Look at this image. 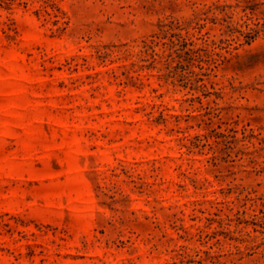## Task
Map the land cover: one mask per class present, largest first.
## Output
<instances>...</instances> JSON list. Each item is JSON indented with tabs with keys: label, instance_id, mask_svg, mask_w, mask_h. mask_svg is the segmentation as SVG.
<instances>
[{
	"label": "rangeland",
	"instance_id": "374dc122",
	"mask_svg": "<svg viewBox=\"0 0 264 264\" xmlns=\"http://www.w3.org/2000/svg\"><path fill=\"white\" fill-rule=\"evenodd\" d=\"M0 264H264V0H0Z\"/></svg>",
	"mask_w": 264,
	"mask_h": 264
}]
</instances>
